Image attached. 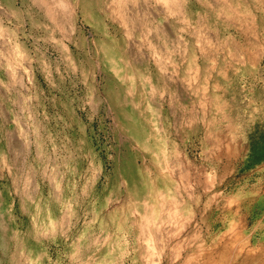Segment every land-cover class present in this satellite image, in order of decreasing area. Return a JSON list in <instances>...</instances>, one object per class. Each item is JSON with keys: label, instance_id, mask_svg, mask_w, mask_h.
<instances>
[{"label": "rangeland", "instance_id": "374dc122", "mask_svg": "<svg viewBox=\"0 0 264 264\" xmlns=\"http://www.w3.org/2000/svg\"><path fill=\"white\" fill-rule=\"evenodd\" d=\"M175 1L0 0V264H264V0Z\"/></svg>", "mask_w": 264, "mask_h": 264}, {"label": "bare ground", "instance_id": "6f19581e", "mask_svg": "<svg viewBox=\"0 0 264 264\" xmlns=\"http://www.w3.org/2000/svg\"><path fill=\"white\" fill-rule=\"evenodd\" d=\"M161 5H164V8L161 9L163 11H170L173 8V5H177V2L175 0H157ZM175 2V3H174ZM138 3V2H137ZM174 3V4H173ZM3 7V6H2ZM230 8V7H229ZM179 11V8H178ZM161 12V11H160ZM217 13V12H216ZM251 18V17H250ZM243 19V18H242ZM24 26V25H23ZM74 30V29H73ZM29 40V39H28ZM130 50V49H129ZM183 54V53H182ZM195 72V71H194ZM103 77V76H102ZM177 81V80H176ZM20 142V141H19ZM119 183V182H118ZM125 201V200H124ZM168 207V206H167ZM147 222V221H146ZM154 236V235H153ZM220 243V242H219ZM149 254L152 256L160 257L161 256V251L158 249H155L153 244L149 245ZM256 249V248H255ZM241 252V251H240ZM229 253V251H228ZM173 257V256H172ZM243 257V256H242ZM148 258V256H147ZM171 258V257H170ZM146 259V258H145ZM153 261V260H152ZM250 263V262H249ZM222 264V263H219Z\"/></svg>", "mask_w": 264, "mask_h": 264}]
</instances>
